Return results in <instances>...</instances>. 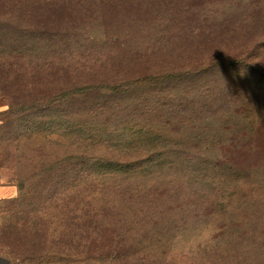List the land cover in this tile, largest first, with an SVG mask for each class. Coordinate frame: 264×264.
<instances>
[{
  "label": "trees",
  "instance_id": "16d2710c",
  "mask_svg": "<svg viewBox=\"0 0 264 264\" xmlns=\"http://www.w3.org/2000/svg\"><path fill=\"white\" fill-rule=\"evenodd\" d=\"M1 96L50 124L43 160L9 183L37 253L54 223L51 253L77 252L100 215L123 249L124 232L164 226L181 189L214 207L224 184L231 202L259 194L246 174L264 170V0H0Z\"/></svg>",
  "mask_w": 264,
  "mask_h": 264
},
{
  "label": "rangeland",
  "instance_id": "374dc122",
  "mask_svg": "<svg viewBox=\"0 0 264 264\" xmlns=\"http://www.w3.org/2000/svg\"><path fill=\"white\" fill-rule=\"evenodd\" d=\"M11 100L10 96L0 97V183L14 181L17 169H31L30 162L43 160L40 155L49 151L40 149L39 142L50 124L44 126L29 108L14 106L18 109L9 111ZM246 175L259 193L256 198L239 196L231 202L224 184L221 190L211 188L223 195L224 206L214 207L191 189H181L177 210L164 226L123 231L128 244L120 250L111 243L116 233L110 221L100 215L96 220L102 227L76 237L77 252L71 254L61 245L60 253H51V242L62 239L55 229L59 224L54 223L47 247L37 253L40 248L33 247L30 237L24 235L36 223L26 213L31 204L25 199L0 200V259L4 264H264V170ZM226 176L227 171L218 175L222 180Z\"/></svg>",
  "mask_w": 264,
  "mask_h": 264
},
{
  "label": "crops",
  "instance_id": "0c3cea01",
  "mask_svg": "<svg viewBox=\"0 0 264 264\" xmlns=\"http://www.w3.org/2000/svg\"><path fill=\"white\" fill-rule=\"evenodd\" d=\"M18 185L9 183H0V200H8L17 197L20 194ZM0 264H4L0 259Z\"/></svg>",
  "mask_w": 264,
  "mask_h": 264
}]
</instances>
